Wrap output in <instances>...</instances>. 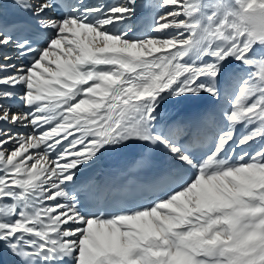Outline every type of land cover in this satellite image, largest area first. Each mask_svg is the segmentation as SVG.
<instances>
[{"label":"snow or ice","instance_id":"obj_1","mask_svg":"<svg viewBox=\"0 0 264 264\" xmlns=\"http://www.w3.org/2000/svg\"><path fill=\"white\" fill-rule=\"evenodd\" d=\"M155 4L142 38L124 25L153 8L144 0H16L27 18L0 24V48L31 58L0 61V264H264V0ZM229 58L254 71L220 110L226 127L160 106L221 99ZM18 95L23 113L2 103ZM237 125L250 130L237 137ZM128 162L151 168L158 198L112 201L106 165Z\"/></svg>","mask_w":264,"mask_h":264},{"label":"bare ground","instance_id":"obj_2","mask_svg":"<svg viewBox=\"0 0 264 264\" xmlns=\"http://www.w3.org/2000/svg\"><path fill=\"white\" fill-rule=\"evenodd\" d=\"M201 1H202V3H214L215 2V0H201ZM30 2L31 3H37L38 0H30ZM103 2H105L107 4H115V3L122 2V0H104ZM144 2L145 3H148V2L153 3V8L151 9L150 15L146 16V19L148 20V22H151L153 25V23H155V18L159 13L158 4H155L158 2V0H144ZM2 4L4 5V3H2ZM11 10H12V13H14V11L16 9H14V8L9 9V11H11ZM204 11L207 14H211L212 9L208 8V9H205ZM144 17L145 16L139 18L138 21L143 20ZM146 25H147V23H141L140 25L135 24V25L131 26L127 22H125L124 26H125V28L131 29V31L129 32V35L133 36L134 38H137V37L140 38V37H143L146 35L153 34L151 32V27L146 26ZM90 41H91V37H88V40L86 38L84 40L85 44H87L88 46H92V44L94 42H90ZM61 50H63V45L61 46ZM57 54H61V52L58 51ZM6 55L10 56L9 53ZM75 55L76 54L74 53L72 59L75 58ZM0 57H2V56H0ZM51 59H55V56L51 57L50 60ZM63 59H64V57H62V60ZM186 59H187V57H186ZM11 62L14 64L16 63V61H11ZM11 62H8V63H11ZM48 63H49V61L42 62L43 66H47ZM232 64L235 65V67H236L239 65V61H236L232 58L225 60L223 62V64L221 65V76L217 77V79L214 81L216 88L219 90V92L221 94V99L216 100L212 96H209L207 94L202 93L199 97H192V98H188L185 100L183 99L184 101L182 103L181 102L176 103L177 100H180L179 97L174 98L172 96H164L162 99H160V101L164 102L162 107L166 108V109L173 110L178 115L187 116V117L191 118L193 122L194 121L198 122L200 117L206 113H214L216 115V123L218 125H222V126L226 127L227 122L220 118V110L224 107H230V105L232 103H234V97L236 95H239V88L242 87L243 83L247 80L246 73H245L246 71L242 70V69H238V67L234 69V67H231ZM28 65L29 64H27V66ZM52 67H53V69H55L54 64L52 65ZM205 96H206V99H204ZM230 97H231V99H230ZM19 99L20 98L18 95L16 98H14L12 100H5L2 103L9 106L11 112H13V113H23L26 111L27 107H25L24 105L21 104L23 102L19 103ZM2 125H3V122L0 121V126H2ZM238 126L239 125L236 126L235 134L238 130V128H237ZM15 127H17L16 131L20 135H26V134L33 131L31 126L25 127V126L17 124ZM210 127L214 131L215 126L214 127L210 126ZM249 130L250 129L245 128L244 125H242L241 132H243L244 135ZM253 147L255 148L256 145H253ZM28 150H27V152L21 150V156L27 157L29 154L33 155V152H28ZM16 159L19 160V159H21V157H17ZM10 179H11V177H10ZM8 203H11V201L9 200ZM0 243H2V242H0Z\"/></svg>","mask_w":264,"mask_h":264},{"label":"rangeland","instance_id":"obj_3","mask_svg":"<svg viewBox=\"0 0 264 264\" xmlns=\"http://www.w3.org/2000/svg\"><path fill=\"white\" fill-rule=\"evenodd\" d=\"M158 10H159L158 15H159V14L163 11V9H160L159 6H158ZM158 15H157V16H158ZM153 24H154V23H153ZM3 63H4V62H3ZM11 63H12V62H11ZM13 64H14V63H13ZM231 67H234V69L238 67V69L245 70V71H246L245 73H246V78H247V79L251 77L252 72L254 71L253 68L248 67V66L242 64L241 62H239V65H238V66L235 67V65L232 64ZM241 67H242V68H241ZM241 86H242V85H241ZM179 99H180L179 101H180L181 103L185 100L184 98H180V97H179ZM183 99H184V100H183ZM230 99H231V97H230ZM19 103H21V100H20V99H19ZM21 104L24 105L25 107H27L26 104H24V103H21ZM239 127H240V128H239ZM237 128H238V130H237V132H236V136L239 137V136L244 135L243 132H241L242 125H239ZM15 130H16V128H15ZM239 130H240V131H239ZM240 132H241L242 134H241ZM259 143H260V142L258 141V142H257V145H258ZM257 145H256V146H257Z\"/></svg>","mask_w":264,"mask_h":264}]
</instances>
